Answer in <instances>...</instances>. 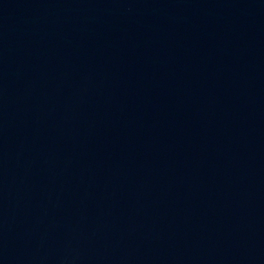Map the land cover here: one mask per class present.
Instances as JSON below:
<instances>
[{
	"label": "water",
	"instance_id": "1",
	"mask_svg": "<svg viewBox=\"0 0 264 264\" xmlns=\"http://www.w3.org/2000/svg\"><path fill=\"white\" fill-rule=\"evenodd\" d=\"M0 28L264 56V0H0Z\"/></svg>",
	"mask_w": 264,
	"mask_h": 264
}]
</instances>
